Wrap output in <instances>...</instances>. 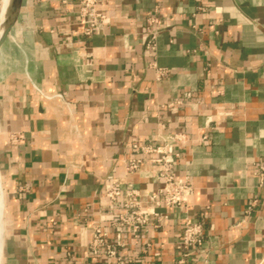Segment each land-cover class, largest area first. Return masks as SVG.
Returning a JSON list of instances; mask_svg holds the SVG:
<instances>
[{"label": "crops", "instance_id": "crops-1", "mask_svg": "<svg viewBox=\"0 0 264 264\" xmlns=\"http://www.w3.org/2000/svg\"><path fill=\"white\" fill-rule=\"evenodd\" d=\"M99 1L110 24L85 37L77 0H22L0 47L1 264H88L103 179L149 205L155 167L125 162L132 143L170 132L188 138L173 147L187 210L158 207L163 224L123 234L118 254L172 264L188 218L204 225L190 264H264V0ZM156 7L151 51L143 22ZM152 61L168 75L157 80Z\"/></svg>", "mask_w": 264, "mask_h": 264}, {"label": "built area", "instance_id": "built-area-1", "mask_svg": "<svg viewBox=\"0 0 264 264\" xmlns=\"http://www.w3.org/2000/svg\"><path fill=\"white\" fill-rule=\"evenodd\" d=\"M99 5V0H77L75 17L85 37L103 33L110 24V17L100 10ZM156 11L157 7L145 16L143 22L145 48L151 51L156 49V38L160 31V21ZM148 66L154 69L157 80L168 75V69L157 65L155 61L150 62ZM166 106H171V103ZM187 140L184 133L170 132L156 142L147 140L131 144L133 156L126 160L125 172L134 173L145 162H149L155 167L152 172L154 179L161 182L158 192L150 195L147 206L141 200L138 189L122 187L119 180L111 174L103 179L101 187L103 219H100L101 222L95 224L92 229L88 243L91 261L88 264H126L128 259L117 252L118 246L122 245L123 234L136 238L150 223L154 228H159L167 219V214L158 212V207L166 210L173 208L187 210L193 188L188 176L177 174L179 153L173 149L174 146ZM254 175L259 179L260 184L264 185V163L256 166ZM254 205L255 201H252L247 212ZM105 221L109 223V227L101 225ZM109 228L115 234V240H108ZM203 237L204 225L185 218L175 246L172 264H190L193 257L203 255L205 253L202 247Z\"/></svg>", "mask_w": 264, "mask_h": 264}, {"label": "water", "instance_id": "water-1", "mask_svg": "<svg viewBox=\"0 0 264 264\" xmlns=\"http://www.w3.org/2000/svg\"><path fill=\"white\" fill-rule=\"evenodd\" d=\"M10 6L8 10V16L3 24L2 31L0 34V47L3 44V42L6 40V38L9 36L10 31L12 30L16 19L18 17V14L20 12L22 0H9Z\"/></svg>", "mask_w": 264, "mask_h": 264}, {"label": "bare ground", "instance_id": "bare-ground-1", "mask_svg": "<svg viewBox=\"0 0 264 264\" xmlns=\"http://www.w3.org/2000/svg\"><path fill=\"white\" fill-rule=\"evenodd\" d=\"M9 0H1V7H0V34L2 31L3 24L5 23L7 16H8V10L10 6ZM0 189L2 191L1 183H0ZM1 191H0V264H1V255H2V234H3V199L1 198ZM3 192V191H2Z\"/></svg>", "mask_w": 264, "mask_h": 264}, {"label": "rangeland", "instance_id": "rangeland-1", "mask_svg": "<svg viewBox=\"0 0 264 264\" xmlns=\"http://www.w3.org/2000/svg\"><path fill=\"white\" fill-rule=\"evenodd\" d=\"M1 61V60H0Z\"/></svg>", "mask_w": 264, "mask_h": 264}]
</instances>
